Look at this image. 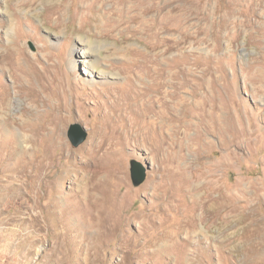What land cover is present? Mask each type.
<instances>
[{"label": "rangeland", "instance_id": "1", "mask_svg": "<svg viewBox=\"0 0 264 264\" xmlns=\"http://www.w3.org/2000/svg\"><path fill=\"white\" fill-rule=\"evenodd\" d=\"M129 79L156 98L154 122L163 84L159 151L119 137L137 106L105 121L115 96L133 102ZM2 90L12 130L41 122L47 95L69 104L41 171L54 204L36 200L39 161L19 173L0 141V264H264V0H0ZM73 123L88 132L78 146ZM133 161L148 168L139 185Z\"/></svg>", "mask_w": 264, "mask_h": 264}, {"label": "bare ground", "instance_id": "2", "mask_svg": "<svg viewBox=\"0 0 264 264\" xmlns=\"http://www.w3.org/2000/svg\"><path fill=\"white\" fill-rule=\"evenodd\" d=\"M137 1L140 4L144 3V0H137ZM134 7H135V5H134ZM136 7H137V5H136ZM59 8H60L59 6H56L51 11H58ZM151 8H152V5L147 7V10L151 9ZM148 27H149V25H148ZM148 27H147V30H152L154 28V25L151 24L150 28H148ZM151 45H153V44H151ZM135 67L149 68V61H144L141 64H135ZM158 71H160V70H158ZM162 85H163L162 83H157L156 87L150 88L153 92L158 94L159 97H158L157 101H159L161 103V107L163 108L159 112L161 119H159L158 122L148 120V116L151 113L155 112L154 102L156 101V98L153 96L146 98L148 89L144 88L143 90H138V89L134 88V83L131 81V79H129V81H128L129 93L128 94L129 95L133 94V95H130V99H133V102H130V101L126 102L124 100V98H122L121 95L115 96V101H114L115 106H116V108H119L118 110H120L121 112L120 113L114 112L113 114L111 112L106 113V115H105L106 123H108L109 121H111V122L122 121V119L125 116L123 113L124 110L127 111V109H129V108L134 109V106H137L138 110L142 111L141 118H139L137 121L132 123L131 128L126 130V128L124 127L119 132V135H120L119 137L121 138V141L124 142L126 140L125 138H127L126 134H128L129 131H132L133 134H135V136H137L138 139L143 140L145 142V144H147V145L151 144L155 151L161 150L164 147V145L168 142V137L166 136V134L164 133L163 130L166 128V126H168L170 124L171 118L168 116V112L166 111V107L168 106V103H167V100L165 98V95L163 94ZM179 85H180V83H179ZM17 86H21V85H19L18 81L16 80V86L15 87H17ZM18 92L23 93L22 90L21 91L19 90ZM177 92H178L177 90L174 91V97L177 95ZM8 95H9V92L5 93V92H3V90L0 91V98H1L0 111L4 112V110H5L4 104H8L7 103V101H8L7 96ZM54 98H55L54 95L53 96L47 95L46 98L44 99V104L50 106V108H48L44 112H42L43 114L41 115L42 116L41 119H43V120L41 122H37L38 120L36 122L24 121L20 124L19 129H17V130H12V126H13L14 121H13V118L11 116H6L3 114H0V141L10 143V145L12 146V149L9 150L6 155L14 158L15 165H16V167L19 168V173H22L23 175H25L24 172H26L27 165L26 164L22 165L23 162L29 161V162L33 163L32 161H37L36 163H38V161H39V164L37 165L38 170L36 171V173L33 176L35 177L36 181H39L42 183L41 184L42 185L41 190L43 189V192L39 191V193L36 195V200L39 204L41 203L43 206H45V205L49 206L51 204H54V200L52 198L46 204H44L42 201L46 197L47 191L50 188L52 189L53 185H52V182H50V184L48 182H45V178L48 175H51V173H52L51 170H48V172L43 171L44 177H42L41 171L44 169H47L49 167H52V165L48 166L50 163L49 160L55 161V158L53 157L54 155L51 154L50 149L52 146L54 147L56 144L57 145L61 144V142L57 141V137L59 136V128H60L59 125H60V122L63 121L64 116L61 113L57 114L56 110L57 109L59 110L60 107L62 105L64 106V104H66V103L69 104L68 101L65 102L64 104L57 103L56 101H54ZM142 98H145V99H142ZM122 99L124 100L123 104L121 102ZM140 99H142V100H140ZM139 100H140V102H139ZM32 102L34 104H37L38 103L37 97H34V99L32 98ZM123 106H125V109L123 108ZM52 124H54V128L52 129V131L49 132V134L46 133L47 135L44 134L43 130ZM28 125L31 126V131L29 133H26V131L28 129ZM112 141H114V140H112ZM121 141H119V142H121ZM24 142L31 143V144L37 143V145L42 144V148L36 150L34 145H33V147H31V146L29 147V146L24 145ZM82 149H83V151L93 150L92 147H90V146H86ZM93 151L95 153H98L95 150H93ZM116 169L118 170L117 166H116ZM182 174L184 175V178L187 182H190V181L193 182L190 179V177L192 176L191 173H190L191 176H189V177H188V175L185 174L184 171L182 172ZM24 183L28 184L29 182L25 181ZM107 194H108V191H104V198L111 201L112 200V193H111V196H109L110 197L109 199H108Z\"/></svg>", "mask_w": 264, "mask_h": 264}, {"label": "water", "instance_id": "3", "mask_svg": "<svg viewBox=\"0 0 264 264\" xmlns=\"http://www.w3.org/2000/svg\"><path fill=\"white\" fill-rule=\"evenodd\" d=\"M68 134L75 146H78L79 144L84 142L88 136V132L86 131V129L79 123L71 124ZM131 171L134 183L136 185H139L146 179L148 168L136 161H133Z\"/></svg>", "mask_w": 264, "mask_h": 264}]
</instances>
